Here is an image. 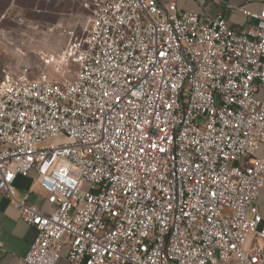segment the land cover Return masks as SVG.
Here are the masks:
<instances>
[{"label": "built area", "instance_id": "obj_1", "mask_svg": "<svg viewBox=\"0 0 264 264\" xmlns=\"http://www.w3.org/2000/svg\"><path fill=\"white\" fill-rule=\"evenodd\" d=\"M74 1L75 79H0V194L37 230L25 263L264 264V9L233 28L176 0ZM31 171L51 211L16 198Z\"/></svg>", "mask_w": 264, "mask_h": 264}, {"label": "rangeland", "instance_id": "obj_2", "mask_svg": "<svg viewBox=\"0 0 264 264\" xmlns=\"http://www.w3.org/2000/svg\"><path fill=\"white\" fill-rule=\"evenodd\" d=\"M89 27V12L74 0H0V79L74 80L79 65L66 53Z\"/></svg>", "mask_w": 264, "mask_h": 264}, {"label": "crops", "instance_id": "obj_3", "mask_svg": "<svg viewBox=\"0 0 264 264\" xmlns=\"http://www.w3.org/2000/svg\"><path fill=\"white\" fill-rule=\"evenodd\" d=\"M172 0H160L167 4ZM177 6L186 12L198 13L202 18L223 15L233 28H244L256 21L246 17L243 9L259 13L264 9V0H176ZM262 90L258 92L261 96ZM257 157L264 158V146ZM252 159H249L251 161ZM15 194L19 200L27 199L30 206L51 211L47 197L37 181V174L31 171L29 176H19L15 182ZM257 208L264 217V195L257 200ZM37 235L35 227L27 224L11 202L0 194V264H26L24 258L29 252Z\"/></svg>", "mask_w": 264, "mask_h": 264}]
</instances>
